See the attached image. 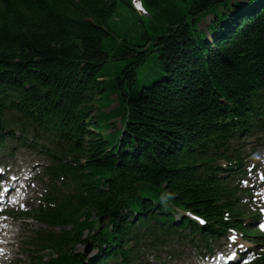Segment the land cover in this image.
<instances>
[{"label": "trees", "instance_id": "obj_1", "mask_svg": "<svg viewBox=\"0 0 264 264\" xmlns=\"http://www.w3.org/2000/svg\"><path fill=\"white\" fill-rule=\"evenodd\" d=\"M139 1L145 14L131 0H0V148H34L63 178L33 214L49 227L35 264H134L187 230L241 228L233 141L264 129V0ZM152 52L156 76L137 86ZM109 61H123L111 80ZM88 241L90 257L75 250Z\"/></svg>", "mask_w": 264, "mask_h": 264}, {"label": "rangeland", "instance_id": "obj_2", "mask_svg": "<svg viewBox=\"0 0 264 264\" xmlns=\"http://www.w3.org/2000/svg\"><path fill=\"white\" fill-rule=\"evenodd\" d=\"M136 3L137 2L134 1V5ZM138 9L141 13H143V11L140 8ZM210 19H211V15L205 16L204 19L199 22L198 26L200 28H205V24ZM117 64H123V61H115V62L109 61L108 63L105 64V67L103 68L102 73H104V75L106 76L108 80L113 79V73L116 70ZM156 64H157V61L155 59L154 53L152 52L151 54L148 55L145 63L141 67L138 68L137 86L148 84L151 81V79L156 76V73H157ZM116 105H117V100H114L112 104L109 107L104 108V110L107 111ZM113 121H115L114 128H118L120 125L119 117L114 118ZM262 139H264V137ZM250 144L251 143L249 141H246V146L244 148H245V152L247 153H252L250 150V146L252 144L251 145ZM15 145L16 144H13V147ZM254 145H256V151L258 150L254 155L255 156L259 155V156L255 157V160H254V158H251L252 155H250L248 164L249 163L252 164L254 168L251 171H246L245 174H243L241 177V179L244 181L247 179V183H244V184L249 187L252 185V183L255 185L258 184L257 172L260 170V168L264 169V141L259 140L258 142H254ZM13 147L9 146V148H13ZM0 162L1 163L5 162V164H9L10 162H13L15 166H19V167L21 164H23L22 165L23 168L29 169V168H32L33 166L35 167L36 165H39V163L40 164L43 163V159L41 158V156H39L36 152L32 151L31 149L20 147L18 149L13 148L11 149V151H6L5 153H0ZM24 163H27V164H24ZM39 178L40 180H38V182H31L28 187V190L31 189L32 191L29 194V198H28L29 202L27 203L30 206L29 208L30 210L36 207L37 198L39 197V193L43 192V188L45 187V184L48 183V179L45 176L42 177L40 175ZM261 184H264V181ZM256 189L257 190L253 189V192L257 193L261 189H264V185L261 188L259 189L256 188ZM258 196L262 197L263 193L259 192ZM245 204L249 207L248 210L252 212L253 214L255 212H259V210L257 209V205L258 207H260V211L264 209L263 208L264 205H260L259 203L250 201L248 199L245 200ZM19 215H20L19 211H13L10 213V216H12L13 218V221L11 223V228L13 230L11 231L10 234L14 235V238H11V240H13V243H11L10 245V250L12 253L9 254V256L13 258L15 261L7 263V264H29L31 257H32L30 253L27 252L26 239L23 237V235L28 229H37L38 226L34 221H31V220L27 221V220L21 219L22 216H19ZM8 219L10 221V218ZM219 242H220L219 244H217L216 242L213 243V247L215 249L216 247L220 248L222 247L221 245H225L226 238H224L223 240H220ZM259 244H261V242H259ZM5 246H9V245H5ZM85 246H86V243L80 242L76 245L75 250L83 252L85 250ZM171 246H172L173 251L176 252L174 256V260H169L168 257L166 256L164 264H182V263L183 264H195L196 262L195 259L197 258L196 256L197 252H195L193 247H191L187 243L186 244L184 243L182 244L181 242L179 243L177 240H174ZM4 251H8V250H4ZM165 251L166 249L164 251L158 252L160 256H163L162 258H164V256L166 255ZM179 252L180 254L177 256ZM89 253H91V251H89ZM5 255L6 254L2 255V257L0 258V264H6V259L4 258ZM149 259H150L149 264H157V261H155V259L153 258H149Z\"/></svg>", "mask_w": 264, "mask_h": 264}, {"label": "bare ground", "instance_id": "obj_3", "mask_svg": "<svg viewBox=\"0 0 264 264\" xmlns=\"http://www.w3.org/2000/svg\"><path fill=\"white\" fill-rule=\"evenodd\" d=\"M1 176V175H0ZM3 178V177H2ZM10 231H12V229L11 228H9V226L6 228V229H4V228H2V227H0V247L1 246H5V245H9V242L6 240H4V238L6 237L7 238V236H8V233L10 232ZM3 236H5L4 238H3ZM7 252L8 251H4V252H1L0 254V258L2 257V255H4V254H7Z\"/></svg>", "mask_w": 264, "mask_h": 264}, {"label": "snow or ice", "instance_id": "obj_4", "mask_svg": "<svg viewBox=\"0 0 264 264\" xmlns=\"http://www.w3.org/2000/svg\"><path fill=\"white\" fill-rule=\"evenodd\" d=\"M262 227H264V225H262Z\"/></svg>", "mask_w": 264, "mask_h": 264}]
</instances>
